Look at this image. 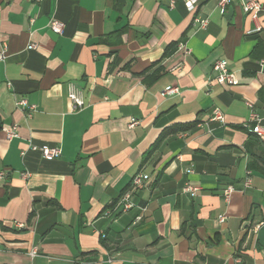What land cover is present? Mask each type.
I'll use <instances>...</instances> for the list:
<instances>
[{
    "label": "crops",
    "instance_id": "1",
    "mask_svg": "<svg viewBox=\"0 0 264 264\" xmlns=\"http://www.w3.org/2000/svg\"><path fill=\"white\" fill-rule=\"evenodd\" d=\"M260 1L247 34L238 0H201L205 29L184 0H0V264H264V138L245 127L251 110L264 126ZM219 58L235 84L212 80ZM138 173L149 180L122 211Z\"/></svg>",
    "mask_w": 264,
    "mask_h": 264
},
{
    "label": "built area",
    "instance_id": "2",
    "mask_svg": "<svg viewBox=\"0 0 264 264\" xmlns=\"http://www.w3.org/2000/svg\"><path fill=\"white\" fill-rule=\"evenodd\" d=\"M189 12L193 15L192 17V26L196 29H205L208 26L209 18L208 16H199L197 15V8L201 0H184ZM234 0H219V6L224 11L227 6H229ZM242 10L250 16L252 21L255 22V27L247 30V34H252L258 32L262 29L260 20V13L263 10V5L260 0H238ZM49 26L52 30L57 33H62L64 29L63 22L58 19H52L49 22ZM34 47V45H31ZM7 45L4 44L0 48V61H3L6 57ZM259 70L264 71V57L259 59ZM212 80L220 85H233L237 82V78L235 75V71L229 66V63L224 58H219L215 60L213 64V76ZM210 81V80H209ZM178 92V88L175 86L168 87L164 90L163 94L172 95ZM68 97L71 100L72 110H80L85 105V100L82 95L80 89L73 83L68 84ZM249 105H251L248 102ZM16 105L23 109H26L27 115L30 116L32 112L36 109V106L33 104H29L28 100L24 97L18 98L16 100ZM211 120H219L224 122L225 117L224 113L219 108H214L210 114ZM260 115L251 110L248 121L245 122V127L248 128L252 133L256 134L260 138H264V126L260 124ZM136 120H132L131 126L136 124ZM6 137L8 139L13 138L17 135V126L13 125L12 127L5 130ZM30 148L33 150H38L41 152L42 156L46 159H55L59 158L62 155V149L59 146H39L35 144H30ZM4 171H0V177L5 176ZM29 175V173L24 172L22 176L25 178ZM149 180V175L144 173L136 174L131 181L130 189H128L120 198V206L122 211H127L131 209L134 205V192L135 190L143 185L146 181ZM250 185V179L247 178L245 181V186ZM198 187L190 184L189 182L184 186L183 190L185 192H189L192 196L196 194ZM233 187L228 186L224 190V197L228 201L231 193L233 192ZM219 221L224 222L226 220V216L224 214L219 216ZM31 255L37 254V247H33L30 250Z\"/></svg>",
    "mask_w": 264,
    "mask_h": 264
},
{
    "label": "water",
    "instance_id": "3",
    "mask_svg": "<svg viewBox=\"0 0 264 264\" xmlns=\"http://www.w3.org/2000/svg\"><path fill=\"white\" fill-rule=\"evenodd\" d=\"M231 12H232V8H229L228 13H231ZM0 128H1V121H0Z\"/></svg>",
    "mask_w": 264,
    "mask_h": 264
},
{
    "label": "trees",
    "instance_id": "4",
    "mask_svg": "<svg viewBox=\"0 0 264 264\" xmlns=\"http://www.w3.org/2000/svg\"><path fill=\"white\" fill-rule=\"evenodd\" d=\"M169 131L171 132V131H174V130H173V129H171V130H169Z\"/></svg>",
    "mask_w": 264,
    "mask_h": 264
}]
</instances>
